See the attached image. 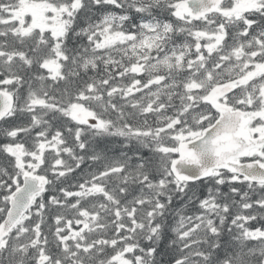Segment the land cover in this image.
Wrapping results in <instances>:
<instances>
[{"label": "snow or ice", "instance_id": "obj_1", "mask_svg": "<svg viewBox=\"0 0 264 264\" xmlns=\"http://www.w3.org/2000/svg\"><path fill=\"white\" fill-rule=\"evenodd\" d=\"M0 264H264V0H0Z\"/></svg>", "mask_w": 264, "mask_h": 264}]
</instances>
